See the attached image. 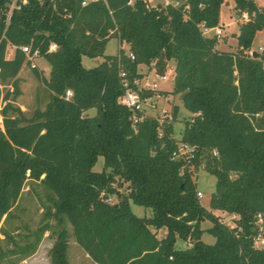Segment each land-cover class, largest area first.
Returning <instances> with one entry per match:
<instances>
[{
	"label": "trees",
	"instance_id": "obj_1",
	"mask_svg": "<svg viewBox=\"0 0 264 264\" xmlns=\"http://www.w3.org/2000/svg\"><path fill=\"white\" fill-rule=\"evenodd\" d=\"M82 1L18 0L9 18L12 0H0V98L6 85L17 94L18 74L31 63L22 45L38 50L51 65L44 110L27 115L10 90L3 96L0 224L32 180L48 191L45 218H67L76 241L97 264H264V247L255 245L257 216L264 218V50L250 54L264 29V6L234 0L238 18L247 14L248 20L239 24L232 51L219 49V39L204 36L199 27L202 21L220 24L224 0H182L189 12L148 0ZM113 37L136 59L125 49L106 55ZM52 42L57 48L50 51ZM9 44L16 47L13 58L6 56ZM83 56L104 59L87 68ZM170 61L174 87L161 93L178 96L191 114L180 141L174 136L178 104L159 136L155 117L141 120L136 130L132 112L119 102L125 90L121 69L136 88L140 65L163 73ZM92 108L95 114H86ZM179 142L192 147L188 158L174 157ZM99 156L101 171L94 170ZM200 166L216 176L210 209L193 178L191 167ZM124 183L127 192L119 188ZM114 196L117 200L106 201ZM131 202L152 208L153 215L137 216ZM215 209L238 214L236 226L223 223ZM205 220L212 222L206 230L215 236L213 244L202 239ZM151 226L166 227V236L159 238ZM48 229L44 223L36 242L22 251L35 252ZM179 238L191 245L177 248ZM67 239L62 228L51 251L54 264H69ZM2 258L0 253V263Z\"/></svg>",
	"mask_w": 264,
	"mask_h": 264
},
{
	"label": "rangeland",
	"instance_id": "obj_2",
	"mask_svg": "<svg viewBox=\"0 0 264 264\" xmlns=\"http://www.w3.org/2000/svg\"><path fill=\"white\" fill-rule=\"evenodd\" d=\"M161 0H151L152 4L158 3ZM260 6H264V0H256ZM12 5V4H11ZM248 20V15H241L240 18L237 16L235 9L234 0H224L221 6L220 23L223 26L225 34L219 39V43L223 48H230L229 50H237L236 34L238 31L239 24L243 21ZM235 36V39L234 37ZM264 37V29L258 30L254 45L257 46ZM224 38H227L224 40ZM121 49L129 50L126 44H122L118 38L113 37L107 44L105 54H117ZM16 47L9 44L7 47L6 56L7 58H13ZM232 50V51H233ZM104 56L90 58L83 56V65L87 68L98 65ZM38 70L35 72L34 66ZM175 63L170 61L167 70L172 69L174 71ZM153 68V67H152ZM149 66L142 65L141 70L149 72ZM51 65L44 56L35 58L31 63H24L21 71L18 74V92L14 93V88L11 85L3 87V94L0 98V110L4 105L3 96L10 90L11 97L14 98L13 102L19 106L27 115H32L36 109L44 110L47 103L50 100V89L46 83V79L50 77ZM154 71V68L150 71ZM160 87L162 89L173 90L174 77L171 76L169 80L161 81ZM172 94L164 96L162 101L156 104V108L150 109V112H158L161 108H169L170 106L178 104L180 106V112L178 119L174 122L175 133L174 136L180 141L182 132L184 130V121L186 118L191 116L190 112L183 106L180 98L174 96L171 99ZM168 98V100H166ZM96 110L94 108L88 110L86 114L94 115ZM0 125H2V117L0 118ZM181 144V142H179ZM104 166V157L99 156L94 170L101 171ZM193 172V178L197 183L198 192L203 194L200 198L202 204L210 209V200L212 194L215 192L216 176L208 172L203 166L199 168L191 167ZM116 185V184H115ZM127 183L123 186H119L122 192H127ZM48 191L46 188L35 181L28 180L23 188L21 197L19 198L16 205L11 211V217L3 221L0 224V253L3 254V258L0 264H54L51 258V251L58 239L59 232L62 228H65L68 232V250L67 260L69 264H97L81 245L76 241L73 226L67 218L63 222H59L56 218L50 217L45 218L47 209L50 206L48 200ZM113 201L117 200L114 196ZM133 212L139 217H151L153 210L150 207H145L131 202ZM214 213L220 217V220L230 225L231 227L236 226V219L239 217L238 214H231L226 211L215 209ZM48 223L50 229L46 230L35 250V252L28 255L25 251H22L24 246L27 244H34L36 242V231L44 224ZM212 225V222L205 220L202 223V227L205 229L202 239L208 244H213L216 238L213 234L209 233L206 229ZM1 227L7 230L11 234L10 238H5V235L1 231ZM153 231L157 232L159 238L166 236L167 228L162 227L156 229L151 226ZM264 226H260V234L256 238L255 245L257 247H264ZM191 245L190 240L178 239L176 243L177 248H185Z\"/></svg>",
	"mask_w": 264,
	"mask_h": 264
},
{
	"label": "built area",
	"instance_id": "obj_3",
	"mask_svg": "<svg viewBox=\"0 0 264 264\" xmlns=\"http://www.w3.org/2000/svg\"><path fill=\"white\" fill-rule=\"evenodd\" d=\"M90 0H83L82 4L86 5ZM23 3H26L27 0H22ZM149 5H151L150 1L148 0ZM11 9L9 11V18L12 14L13 8L19 7L18 0H12L11 3ZM164 7L167 6H174V7H181L183 6L184 12H189L190 4L186 3L182 0H162L160 3ZM157 6V5H152ZM200 30L204 36L207 37H217L218 39H221V37L225 34L222 24H218L216 26H210L205 21H202L199 24ZM22 50L27 54V57L30 61H33L35 58L40 56V53L38 50L32 52L31 47L29 45H22ZM57 48V44L52 42L50 45L49 50H55ZM264 50L263 44L259 46V48L256 51L262 52ZM254 50L250 51V54L253 55ZM128 57L133 61L136 59L135 53L131 50L127 51ZM35 66V64H33ZM154 68V67H153ZM152 68V69H153ZM175 71V68H173ZM127 72L123 69L120 71V77L121 81L124 87L123 94L119 97V102L126 106L131 112V120H132V126L134 129L137 130L138 123L143 120L144 118L148 116L155 117L159 122V136H162L164 133L163 126L166 123H171L173 121V107L169 108H161L158 110V112H150V109L156 108V104L159 101H162L164 96L166 95L162 94V89L160 87L161 81L169 80L171 76L175 78L174 73H170L169 70L166 69L163 73H159L154 68V71L151 73L145 72L143 73V76L141 78L134 79L133 83L136 85V88H133L131 86V81L129 80L127 76ZM148 92H152V94H148ZM73 91L71 89H68L66 92V98L69 99L72 97ZM168 100V98H166ZM174 106V105H173ZM192 150V147L186 143L179 144L178 150L174 152V157L179 158H188V154ZM198 197L202 198L203 194L201 192H198ZM113 197L106 198L107 202H113ZM257 224L259 226H264V218L261 213L257 216Z\"/></svg>",
	"mask_w": 264,
	"mask_h": 264
},
{
	"label": "crops",
	"instance_id": "obj_4",
	"mask_svg": "<svg viewBox=\"0 0 264 264\" xmlns=\"http://www.w3.org/2000/svg\"><path fill=\"white\" fill-rule=\"evenodd\" d=\"M149 1H150V3H151V0H149ZM161 2H162V0H161V1H158V3H156V4H152V3H151V5H158V4H160ZM238 33H239V28H238V31H237V32H234V33H233V35H234V34H238ZM233 37H234V39H235V36H233ZM116 38H117V37H116ZM225 39H227V38H224V40H225ZM118 40H119V39H118ZM119 41H120V40H119ZM235 41L237 42V40H235ZM263 43H264V37H263L262 41H261L257 46H255L254 43H253V48H252V49L256 51V50L259 48V46H261ZM122 44H126V43L124 42V43H122ZM126 45H127V44H126ZM218 48H219V49H222V50H229V49H230V48H228V49L226 48V49H225V48H223L220 44H218ZM232 50H233V49H232ZM141 66H142V65H140V67H139L140 72L145 73V70H144V71L141 70ZM145 66H146V65H145ZM174 68H175V67H174ZM149 69H150V68H149ZM151 70H152V69H151ZM151 70H149V71H151ZM169 72H170V73H174V75H175V71H172V69H169ZM164 90H166V91H171V90H168V89H164ZM171 97H172L171 99H173L174 95H171Z\"/></svg>",
	"mask_w": 264,
	"mask_h": 264
},
{
	"label": "water",
	"instance_id": "obj_5",
	"mask_svg": "<svg viewBox=\"0 0 264 264\" xmlns=\"http://www.w3.org/2000/svg\"><path fill=\"white\" fill-rule=\"evenodd\" d=\"M253 55H254V56H257V51H254V52H253Z\"/></svg>",
	"mask_w": 264,
	"mask_h": 264
}]
</instances>
